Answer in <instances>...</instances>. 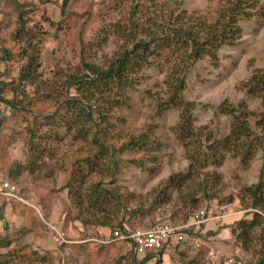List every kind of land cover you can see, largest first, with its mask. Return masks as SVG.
Instances as JSON below:
<instances>
[{"label": "rangeland", "instance_id": "rangeland-1", "mask_svg": "<svg viewBox=\"0 0 264 264\" xmlns=\"http://www.w3.org/2000/svg\"><path fill=\"white\" fill-rule=\"evenodd\" d=\"M61 1L4 0L0 4V36L7 44H0V57L4 55L3 47H12L16 51L13 60L5 62L0 59V81H10L18 75L20 67L27 61L26 57L18 54L22 49H26L28 55L38 53L41 63L37 70V74H40L37 77L39 93L34 95L30 89L29 94L35 99L33 105L38 107L39 114L54 109V101L46 100L47 93L55 92L59 87L58 82L68 75L82 71V36L87 62L99 67L109 65L124 43L116 34L115 25L118 21L123 24L128 22L133 5L137 2L70 0L63 13ZM223 1L157 0V3L163 8L161 12H167L169 5L173 9L180 5L181 9L208 14ZM17 3L21 6L18 7ZM175 4H178L176 8ZM152 9L154 6L150 5L146 13ZM21 11L23 18L19 15ZM159 14L157 12V16ZM153 15L156 16V13ZM22 19L30 36L13 37L21 27ZM239 24L240 38L234 46H223L219 50L218 63L204 58L195 62L187 72L184 99L192 104V130L185 140H180L175 130L180 112L161 102L167 99L165 79L177 55L150 58L149 63L143 64L139 72L132 75L133 87L123 91L125 99L116 110L115 120L119 119L120 124L117 130L123 127L130 134H137L150 125L162 144L154 150L156 158L153 160L137 159L142 162L141 165L129 162L135 158V152L122 155V166L115 174L111 187L125 193L127 207L141 205L147 209V215L134 218L129 224L137 227L149 226L152 222L183 223L190 220H183L187 211H192L191 215L204 212V222L198 229L188 232L195 239L171 245L169 253L173 257L167 260L169 264H255L264 250L262 227L252 230V239L246 243L236 239L243 219L251 217V197L244 189L257 184L260 178L264 181L262 152L255 151L246 161H241L229 149L220 150L214 161L200 157L206 145V136L219 139L228 133L233 118L227 111L233 106L242 102L243 107L255 113V116L264 112V90L251 96L244 86L254 74L261 73L264 77V8L262 14L254 12L249 19L240 20ZM5 96L11 97V92L7 91ZM65 99L64 95L62 100ZM159 103L161 107H157ZM0 115L3 116L1 142L9 155L8 166L20 164L25 169L29 139L25 126L29 125V120L17 110H8L2 102ZM254 119H250L252 124ZM43 128L48 130L47 127ZM70 146L79 148L84 144L64 136L54 150L42 153L33 173H22L15 184L10 179L12 175L8 167L0 165L1 181L16 186L15 197L0 195V208L5 203L8 205L2 214L11 223L5 232L0 220V234L11 239L8 247L0 248V264H88L86 257L91 261V256L99 249L94 240L103 235L101 232L109 233L103 228L94 229L90 224L84 225L67 190L59 189L66 179L67 165H62V161L69 156ZM190 155L198 159L197 163ZM190 165H193L191 173L194 181L188 182V187L183 184L185 188L182 189L184 195L193 194L194 201L174 191L172 194L171 190L169 202L152 200L155 189L169 175L186 172ZM81 169L80 175H85L86 180L90 176L89 169L84 164ZM105 176L101 178L109 184ZM200 182L208 185L203 189L197 185ZM54 189H58V192H54ZM205 193L211 198L208 199ZM19 196L24 197V203ZM262 216L264 218V214ZM54 227L62 230L72 242L64 245L55 243L52 239ZM145 253L138 251L136 254L139 257Z\"/></svg>", "mask_w": 264, "mask_h": 264}, {"label": "trees", "instance_id": "trees-1", "mask_svg": "<svg viewBox=\"0 0 264 264\" xmlns=\"http://www.w3.org/2000/svg\"><path fill=\"white\" fill-rule=\"evenodd\" d=\"M2 1L4 0H0V4ZM69 1H61L60 8L63 13ZM17 4L18 7L21 6ZM150 5L154 6V9L146 13ZM157 5V0H137L128 22L123 24L118 21L115 25L116 34L124 43L107 67H99L87 62L82 36L80 40L83 43L80 48L82 71L68 75L65 80H62L63 82H58L59 87L55 92L47 93L46 100L54 101V109L51 111L39 114L38 107L35 108L33 105L35 99L29 94L30 89L33 90L34 95L39 93L37 77L40 74H37V70L41 63L38 53L28 55L26 49H22L18 54L26 57L27 61L20 67L18 75L10 81H0V102L4 103L8 110L23 113L29 120V125L25 126L29 139L24 169L20 164L8 166L9 155L7 150L2 148L1 142L3 141L1 133L3 116L0 115V165L8 167L12 175L11 177L9 174L10 179L15 184L22 173H33L38 159L42 158V153L54 150L64 136L81 142L84 144L83 147L68 148L69 156L62 161V165H67L66 179L59 189L67 190L68 197L74 203L84 225L90 224L95 227L94 229L108 230L109 237H113L116 231L146 229L159 223L152 222L149 226L132 227L129 224L130 221L141 215H147V209L141 205L127 207L124 202L125 193L111 187L115 182V174L122 166L123 154L135 152V158L129 162L141 165L142 162L137 159L153 160L156 158L153 155L154 150L162 145L150 125L137 134H130L123 127L117 130L120 124L119 119L115 120L116 110L125 99L123 91L133 87L132 75L139 72L143 64L149 63L150 58L161 59L168 57V54L177 55L165 79L167 99L161 102L180 112L175 130L179 139L185 140L189 135L188 132L192 130L190 128L192 104L184 99L188 70L195 62L204 58L218 63L219 50L223 46H234L240 38V20L249 19L254 12L262 14L264 0H224L223 3L217 4L216 10L208 14H200L197 10L181 9L178 4L174 6V8L178 6L176 9L169 5L166 8L167 12H161L163 10L161 4L158 7ZM157 12L161 14L157 16ZM22 13V11L19 13L21 18H23ZM154 13L156 16L153 15ZM21 23V27L13 37L30 36L25 28L24 19ZM0 44L7 45L1 36ZM28 44L31 45V43ZM2 50L4 52V55L0 57L2 61L6 62L15 58L16 51L12 47H3ZM263 78L261 73L252 75L244 85L246 93L252 94L251 96L260 94V91L264 90ZM7 91L11 92L9 98L5 96ZM53 93L55 96H52ZM64 95L66 99L63 101ZM160 103L157 107L162 106ZM227 112L233 118L228 133L219 139L206 136V145L200 157L207 161H214L222 149L235 152L241 161L250 159L255 151H261L264 156V112L255 116V113L243 107L242 102ZM251 118H255L253 124L250 121ZM43 127H47L48 130ZM48 142L54 144L50 145ZM190 157L197 163L198 159L194 155ZM82 164L90 172L86 180H84L85 175L82 177L80 175L83 171ZM192 170L193 165H190L186 172L169 175L166 181L155 189L156 194L152 196V200L158 203L169 202L170 194L174 191L182 197L188 196L191 202L194 201L193 194H183V189L188 187V182L194 181ZM104 175L108 178L109 184L104 182ZM183 184H185L184 188ZM206 184L197 183L203 189L207 186ZM263 185L264 181L260 178L257 184L244 189L251 197L249 207L252 210L251 217L243 219L236 237L238 242L246 243L247 240L252 239V230L260 227L264 229ZM54 190L58 192V189ZM205 196L208 199L211 198L207 193ZM22 206L26 207L23 203ZM0 209V220L3 221L4 230L7 232L11 223L2 214L5 204ZM191 212L187 211L183 220L190 218ZM173 223L176 222H171ZM102 237L106 235L101 234L100 238ZM67 240L70 239L67 238ZM10 244L11 239L7 235L0 234V248L8 247ZM260 254L261 257L255 264H264V250Z\"/></svg>", "mask_w": 264, "mask_h": 264}, {"label": "built area", "instance_id": "built-area-1", "mask_svg": "<svg viewBox=\"0 0 264 264\" xmlns=\"http://www.w3.org/2000/svg\"><path fill=\"white\" fill-rule=\"evenodd\" d=\"M6 195L15 197L16 186L9 182H2ZM204 212L200 211L190 217L189 221L180 223L160 222L151 228H135L132 230L116 231L109 241H127L131 244L134 253L138 251L159 253L171 245H176L191 238L188 234L193 229H198L203 223ZM52 239L57 244L69 243L64 232L53 228Z\"/></svg>", "mask_w": 264, "mask_h": 264}, {"label": "crops", "instance_id": "crops-1", "mask_svg": "<svg viewBox=\"0 0 264 264\" xmlns=\"http://www.w3.org/2000/svg\"><path fill=\"white\" fill-rule=\"evenodd\" d=\"M2 182L5 181H1L0 179V195L4 196L6 195V191L1 186ZM23 198L24 197L19 196V199L22 202H23ZM5 207L8 208L7 203H5ZM104 232L101 233H103V235H106V237L103 238L98 237L96 238L97 240L93 239L94 241H96V244L99 247V249L94 252L93 256H91V261L90 259H88V257H86L87 263L89 262L88 264H165V263L167 264L168 263L167 260L172 259L173 257V254L169 253V249H171V246L159 253L146 252L147 254L145 253L144 255L138 257L137 254L134 253L133 248L131 247V244L129 242L109 241L110 238L109 236H107L108 234Z\"/></svg>", "mask_w": 264, "mask_h": 264}]
</instances>
